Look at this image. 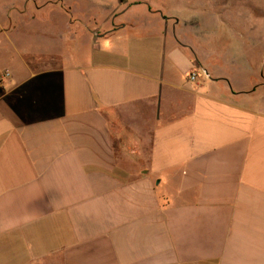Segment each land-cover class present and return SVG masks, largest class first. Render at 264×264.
<instances>
[{"label":"crops","instance_id":"1","mask_svg":"<svg viewBox=\"0 0 264 264\" xmlns=\"http://www.w3.org/2000/svg\"><path fill=\"white\" fill-rule=\"evenodd\" d=\"M11 1L0 264H264V0Z\"/></svg>","mask_w":264,"mask_h":264},{"label":"rangeland","instance_id":"2","mask_svg":"<svg viewBox=\"0 0 264 264\" xmlns=\"http://www.w3.org/2000/svg\"><path fill=\"white\" fill-rule=\"evenodd\" d=\"M10 3L12 4V1L11 0H0V9L3 10L7 5H11ZM80 5L81 6L79 7V11L78 12L81 13V15H82L81 17L83 19L80 20L79 17L77 16V14H74L73 13L74 14L73 20L74 21L75 20L76 21L79 20V21H83L85 23L87 21V14H86V10H85L87 8L86 7L87 5L84 4V2L82 4H80ZM71 9H72L71 6L68 5V4L57 3V4H53L52 7H50L49 10L51 12H53L52 15L54 17V20H57L60 23L63 20L62 19L63 18V15H66V14H69L70 12H72ZM1 10H0V12H1ZM48 28H49L48 26H39V27H35L34 30H36L38 32H43L44 33V32H46V30ZM63 30L64 29H63V27L61 25V27H59V30L58 31L59 32H61V31L63 32ZM90 31H91V33H93V36L95 37V39H97L98 37H100L104 33L103 31L97 30L95 26L91 27L90 28ZM51 35H53V34H51ZM37 37H39V36L37 35ZM23 42H25V41H23V39H22V41L20 43L21 46L23 45Z\"/></svg>","mask_w":264,"mask_h":264},{"label":"built area","instance_id":"3","mask_svg":"<svg viewBox=\"0 0 264 264\" xmlns=\"http://www.w3.org/2000/svg\"><path fill=\"white\" fill-rule=\"evenodd\" d=\"M9 75V74H8ZM202 76L204 77V78H207V79H209L210 78V75L208 74V72L207 71H192L191 73H190V75H189V80H190V82H192V83H194V84H199L200 83V81H201V78H202Z\"/></svg>","mask_w":264,"mask_h":264}]
</instances>
